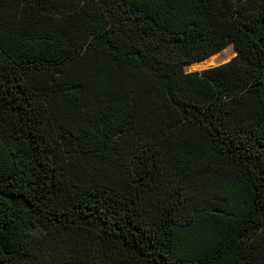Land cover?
<instances>
[{"label": "trees", "instance_id": "obj_1", "mask_svg": "<svg viewBox=\"0 0 264 264\" xmlns=\"http://www.w3.org/2000/svg\"><path fill=\"white\" fill-rule=\"evenodd\" d=\"M0 264H264V0H0Z\"/></svg>", "mask_w": 264, "mask_h": 264}, {"label": "bare ground", "instance_id": "obj_2", "mask_svg": "<svg viewBox=\"0 0 264 264\" xmlns=\"http://www.w3.org/2000/svg\"><path fill=\"white\" fill-rule=\"evenodd\" d=\"M215 54V53H214ZM214 54H212V55H210L209 57H207L206 59H208V58H210V57H212ZM206 59H204V60H206ZM204 60H201L200 62H194V63H190V64H188V65H186V66H190V65H196V64H199V63H201V62H203ZM223 62H226V61H223ZM221 60H217L214 64H210V65H198V66H196L195 68H192V69H198V68H200V67H207V66H215V65H218V64H220V63H223ZM191 68L189 69V70H192Z\"/></svg>", "mask_w": 264, "mask_h": 264}, {"label": "water", "instance_id": "obj_3", "mask_svg": "<svg viewBox=\"0 0 264 264\" xmlns=\"http://www.w3.org/2000/svg\"><path fill=\"white\" fill-rule=\"evenodd\" d=\"M234 55H235V52H234ZM207 58V57H206ZM205 59V58H204ZM204 59H202V60H204ZM201 61V60H200ZM200 61H196V62H200ZM192 63H194V62H192ZM189 64V63H188ZM209 67H212V66H207V67H200V68H198V69H192V70H185L186 72H189V71H200V70H202V69H205V68H209Z\"/></svg>", "mask_w": 264, "mask_h": 264}, {"label": "rangeland", "instance_id": "obj_4", "mask_svg": "<svg viewBox=\"0 0 264 264\" xmlns=\"http://www.w3.org/2000/svg\"><path fill=\"white\" fill-rule=\"evenodd\" d=\"M230 46H231V44H229ZM228 46V45H227ZM232 47V46H231ZM233 57V56H232ZM228 61V60H227ZM190 69V67L189 66H187L186 68H185V70H189ZM192 69V68H191Z\"/></svg>", "mask_w": 264, "mask_h": 264}]
</instances>
